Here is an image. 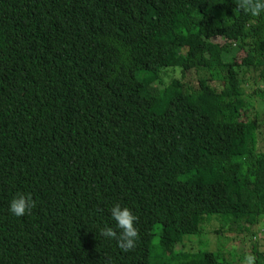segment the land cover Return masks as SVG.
<instances>
[{
  "label": "trees",
  "instance_id": "16d2710c",
  "mask_svg": "<svg viewBox=\"0 0 264 264\" xmlns=\"http://www.w3.org/2000/svg\"><path fill=\"white\" fill-rule=\"evenodd\" d=\"M250 70L264 82V12L238 0H0V264H242L207 248L227 231L264 264ZM115 203L131 251L100 234Z\"/></svg>",
  "mask_w": 264,
  "mask_h": 264
},
{
  "label": "clouds",
  "instance_id": "9594fccd",
  "mask_svg": "<svg viewBox=\"0 0 264 264\" xmlns=\"http://www.w3.org/2000/svg\"><path fill=\"white\" fill-rule=\"evenodd\" d=\"M238 7L252 16H259L264 12V0H238ZM36 202L30 194L18 193L10 202L9 210L15 216H23L30 213L35 208ZM111 216L115 220L117 227L120 229L118 233L112 227L105 226L100 230L103 237L115 239L117 246L127 252L136 247L139 238L138 229L135 222L138 219L133 211L128 207H122L120 203H115L111 208ZM256 257L252 254H247L242 264H255ZM111 264V261H109Z\"/></svg>",
  "mask_w": 264,
  "mask_h": 264
},
{
  "label": "rangeland",
  "instance_id": "374dc122",
  "mask_svg": "<svg viewBox=\"0 0 264 264\" xmlns=\"http://www.w3.org/2000/svg\"><path fill=\"white\" fill-rule=\"evenodd\" d=\"M176 74H178V71H175ZM256 71L250 70L246 71L245 73V89L247 90V95L245 99L249 103V105L254 106L256 109V118L260 121V129H259V135L261 139H264V109L260 107V101L259 98L260 93H255V91L260 88L264 90V82H261L259 84L256 83ZM179 76V74H178ZM262 147V146H261ZM261 227L264 225V220L260 223ZM261 229V228H260ZM254 232H257V242L258 247L262 250H264V233H260L259 231V225L255 226L253 229ZM223 235H218L216 233L212 234H206V242H207V248L211 250L221 249L224 250L225 248H228V250H235L238 251L237 255L245 254H252V250L244 251L243 249H247L248 247L251 249L250 245V239L254 238V236H248L246 239L242 236L236 237V235L232 232L227 231L226 234L224 232ZM226 238V239H225ZM187 248L190 249H196L198 247V244L193 237L190 241H186Z\"/></svg>",
  "mask_w": 264,
  "mask_h": 264
}]
</instances>
